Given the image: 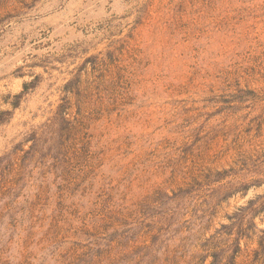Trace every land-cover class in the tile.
<instances>
[{
	"label": "rangeland",
	"instance_id": "374dc122",
	"mask_svg": "<svg viewBox=\"0 0 264 264\" xmlns=\"http://www.w3.org/2000/svg\"><path fill=\"white\" fill-rule=\"evenodd\" d=\"M234 256L264 264V0H0V264Z\"/></svg>",
	"mask_w": 264,
	"mask_h": 264
},
{
	"label": "trees",
	"instance_id": "16d2710c",
	"mask_svg": "<svg viewBox=\"0 0 264 264\" xmlns=\"http://www.w3.org/2000/svg\"><path fill=\"white\" fill-rule=\"evenodd\" d=\"M250 202H251V201H250ZM255 210H256V209H255ZM235 259H236V256L233 257V262H232L233 264L235 263ZM252 264H255V259H254V258H253V260H252Z\"/></svg>",
	"mask_w": 264,
	"mask_h": 264
}]
</instances>
